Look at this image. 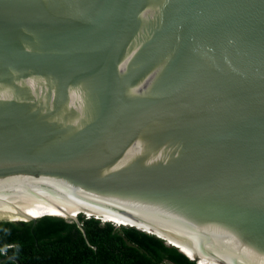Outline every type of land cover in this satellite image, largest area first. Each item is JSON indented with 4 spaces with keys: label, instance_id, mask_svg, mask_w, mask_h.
Returning a JSON list of instances; mask_svg holds the SVG:
<instances>
[{
    "label": "water",
    "instance_id": "1",
    "mask_svg": "<svg viewBox=\"0 0 264 264\" xmlns=\"http://www.w3.org/2000/svg\"><path fill=\"white\" fill-rule=\"evenodd\" d=\"M84 205L264 264V0H0V221Z\"/></svg>",
    "mask_w": 264,
    "mask_h": 264
},
{
    "label": "trees",
    "instance_id": "2",
    "mask_svg": "<svg viewBox=\"0 0 264 264\" xmlns=\"http://www.w3.org/2000/svg\"><path fill=\"white\" fill-rule=\"evenodd\" d=\"M82 213L77 216L83 231L64 216L0 221V258L14 256L20 264H196L153 234Z\"/></svg>",
    "mask_w": 264,
    "mask_h": 264
},
{
    "label": "bare ground",
    "instance_id": "3",
    "mask_svg": "<svg viewBox=\"0 0 264 264\" xmlns=\"http://www.w3.org/2000/svg\"><path fill=\"white\" fill-rule=\"evenodd\" d=\"M77 212H83L85 214L92 215L94 214L95 216H101L103 218H108L113 221H117L119 223H125L127 222L126 220L119 218L105 210L96 208V207H91V206H81L75 209L70 210L69 212H62V211H56V210H51L49 212H42L40 214H37L33 217H38L41 216L42 214H50V215H55V216H66V215H71V216H77ZM9 218L16 220L18 218L11 217V216H6L0 214V218ZM121 223V224H122ZM194 237H188L186 243L187 245L184 246V252L188 254L191 258H194L198 264H203V263H208V264H244L234 256H232L226 249L221 248L217 245H206L203 243H197L196 239ZM175 243H178L177 240H174ZM197 255V256H196Z\"/></svg>",
    "mask_w": 264,
    "mask_h": 264
},
{
    "label": "rangeland",
    "instance_id": "4",
    "mask_svg": "<svg viewBox=\"0 0 264 264\" xmlns=\"http://www.w3.org/2000/svg\"><path fill=\"white\" fill-rule=\"evenodd\" d=\"M113 222H116V223H113V224H115V227H116V228H119V226H124V225H121V223L117 222L116 220L113 221ZM118 223H119V224H118Z\"/></svg>",
    "mask_w": 264,
    "mask_h": 264
}]
</instances>
